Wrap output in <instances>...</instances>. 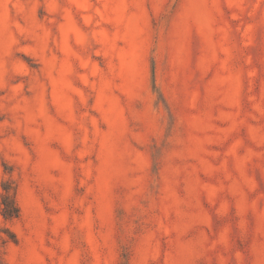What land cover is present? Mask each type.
Wrapping results in <instances>:
<instances>
[{
    "label": "rangeland",
    "instance_id": "374dc122",
    "mask_svg": "<svg viewBox=\"0 0 264 264\" xmlns=\"http://www.w3.org/2000/svg\"><path fill=\"white\" fill-rule=\"evenodd\" d=\"M3 183L0 264H264V0H0Z\"/></svg>",
    "mask_w": 264,
    "mask_h": 264
},
{
    "label": "trees",
    "instance_id": "16d2710c",
    "mask_svg": "<svg viewBox=\"0 0 264 264\" xmlns=\"http://www.w3.org/2000/svg\"><path fill=\"white\" fill-rule=\"evenodd\" d=\"M2 191L1 194V215L5 220H12L18 217L19 210L16 206L14 199H13V193L11 191L12 188L9 184L3 183L2 184ZM12 241H15V238H12Z\"/></svg>",
    "mask_w": 264,
    "mask_h": 264
}]
</instances>
